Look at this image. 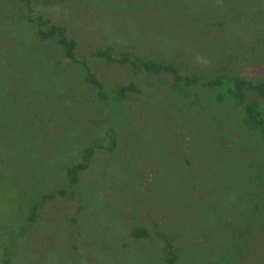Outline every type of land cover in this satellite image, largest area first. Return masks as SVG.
Listing matches in <instances>:
<instances>
[{"label":"rangeland","instance_id":"1","mask_svg":"<svg viewBox=\"0 0 264 264\" xmlns=\"http://www.w3.org/2000/svg\"><path fill=\"white\" fill-rule=\"evenodd\" d=\"M156 1L163 6L34 0L35 13L66 26L78 58L107 85L136 82L140 92L109 106L80 63L38 37L25 2L0 0V264H166L161 233L173 241L175 264H264V132L234 119L238 105L231 112L209 98L193 103L161 76L92 55L113 45L184 73L263 82L264 42L259 57H249L248 42L264 24V0L249 6L246 29L231 40L207 28L214 13L202 0H166L174 16L156 14ZM237 55L247 59L227 61ZM111 125L116 148H98L73 193L47 199L28 223L42 195L69 190L68 167L84 147L104 146ZM139 225L149 237L132 236Z\"/></svg>","mask_w":264,"mask_h":264},{"label":"trees","instance_id":"2","mask_svg":"<svg viewBox=\"0 0 264 264\" xmlns=\"http://www.w3.org/2000/svg\"><path fill=\"white\" fill-rule=\"evenodd\" d=\"M19 1L25 2L29 12L34 15L32 17V22L37 26L38 37L44 41L51 39L55 40L64 49L67 58L75 63H80L84 67V80L93 86L94 92L99 99L106 101L109 106H113V104L120 106L124 104L125 101L129 100V94L141 91L138 89L136 82L133 81L127 85H107L98 73L92 69L87 59L83 60L78 58L76 53L78 45L77 40L69 34L66 26L55 23L51 18L42 14L35 13L33 8L34 0ZM258 1L261 0H256L255 3H251L250 5L248 0H239L237 2H235V0H202L201 3L204 5L202 8L204 10L209 9V11L211 10L212 13H214L209 14L211 20H209L207 28L211 30L213 35L222 33L225 38L231 40L232 36L244 31L246 22L244 24L243 22L247 20L246 15L249 13V6L252 7L253 10L256 8L255 5H257ZM165 2L166 0L162 2L163 6H159L157 1L155 2L153 6L154 11L157 12L156 14L174 16L176 13L178 15V12L170 10L168 8V3ZM224 16L227 17V19ZM201 19L202 23L197 20V24H201L202 27L206 29V27H204L205 18L201 17ZM252 30L254 33L257 31L258 33L254 34L252 32L253 35H255L253 37L255 42H248V45L252 48L251 53H248V55L249 57H253L252 55L259 57V53H262L259 52V50L262 49V44L258 43L264 42L262 39L263 33H260L264 32V24L260 22L259 25L254 26ZM92 55L108 63L129 67L136 74L143 73L161 76L172 90L177 91L183 97L192 98L193 103H202L203 98H209L217 104L226 105L227 109L231 112L232 110L229 105H238L241 107V110L239 114H234L232 112L234 119L238 120L241 126L248 130L255 128L264 132V105L260 104L257 99L250 98V94L253 93L264 97V81L256 83L252 79L223 73H216L209 77L199 76L196 73H184L175 62L135 55L130 51L117 50L113 45L98 47L92 52ZM235 58L242 59L243 61L247 59V57L244 58L242 55H237L236 57L233 56L229 58L227 61L230 62ZM259 59H261L260 62H264V56ZM106 138L107 143L104 146L90 144L82 149V159L69 166L67 169L70 184L69 190L64 188L42 195L40 200L35 202L30 208V214L27 218L28 223L35 222L38 219L40 207L47 199L54 198L58 195H66L68 191L73 193L80 180L81 172L89 168L98 148H105L109 152H112L116 148L118 135L117 128L114 125L109 127ZM161 235L165 240L168 252L166 264H175L178 260V254L175 250L173 241L167 234L161 233ZM132 236L134 238L149 237L150 233L147 228L139 225L133 230ZM11 262V258L6 257L2 261V264H11Z\"/></svg>","mask_w":264,"mask_h":264}]
</instances>
